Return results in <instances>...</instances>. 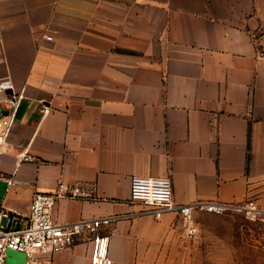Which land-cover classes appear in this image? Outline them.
Listing matches in <instances>:
<instances>
[{
    "label": "crops",
    "instance_id": "crops-1",
    "mask_svg": "<svg viewBox=\"0 0 264 264\" xmlns=\"http://www.w3.org/2000/svg\"><path fill=\"white\" fill-rule=\"evenodd\" d=\"M5 76L23 93L0 146L8 210L27 215L35 192L61 191L60 223L134 213L135 174L171 177L178 203L264 210V0H0ZM180 224L120 219L113 264H169ZM90 254L81 242L41 264Z\"/></svg>",
    "mask_w": 264,
    "mask_h": 264
},
{
    "label": "built area",
    "instance_id": "built-area-1",
    "mask_svg": "<svg viewBox=\"0 0 264 264\" xmlns=\"http://www.w3.org/2000/svg\"><path fill=\"white\" fill-rule=\"evenodd\" d=\"M22 97L23 93L15 89L11 76L0 77V146L5 143ZM25 159H29V156L26 155ZM83 192L84 188L77 184L72 187L70 195L78 196ZM64 195L61 191L35 192L27 215L14 213L0 202V264H7L9 250L23 252L27 258L26 264H41L42 257L52 256L81 242L91 244L90 264H113L109 255L113 226L120 219L135 215L159 218L165 213H175L183 220L189 238L196 235V213L225 214L240 211L254 219L264 215V210L251 198L243 203L213 200L178 203L169 176L133 175L129 201L142 209L130 214H112L60 223L54 218L53 210Z\"/></svg>",
    "mask_w": 264,
    "mask_h": 264
},
{
    "label": "rangeland",
    "instance_id": "rangeland-1",
    "mask_svg": "<svg viewBox=\"0 0 264 264\" xmlns=\"http://www.w3.org/2000/svg\"><path fill=\"white\" fill-rule=\"evenodd\" d=\"M195 222L196 235L189 238L180 218L169 264H264V215L254 219L240 211L202 212Z\"/></svg>",
    "mask_w": 264,
    "mask_h": 264
},
{
    "label": "water",
    "instance_id": "water-1",
    "mask_svg": "<svg viewBox=\"0 0 264 264\" xmlns=\"http://www.w3.org/2000/svg\"><path fill=\"white\" fill-rule=\"evenodd\" d=\"M9 254H10V256H16L17 255V256H20V258H21L23 253L20 251L9 250Z\"/></svg>",
    "mask_w": 264,
    "mask_h": 264
}]
</instances>
